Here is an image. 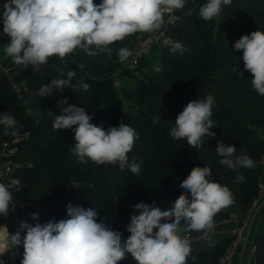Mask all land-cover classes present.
<instances>
[{
    "label": "trees",
    "instance_id": "trees-1",
    "mask_svg": "<svg viewBox=\"0 0 264 264\" xmlns=\"http://www.w3.org/2000/svg\"><path fill=\"white\" fill-rule=\"evenodd\" d=\"M205 2L185 0V9L173 12L168 34L172 42L186 46L183 56L173 55L170 44L152 43L149 53L137 58L134 68L129 69L125 67L127 61L119 62L115 49H132L137 38L147 33L134 34L111 45V56L90 57L77 50L64 61L51 58L39 73L31 65L15 64L16 81L28 88L26 95L11 88L0 68V114L13 115L19 130L16 137L5 136L0 125V161L12 163L11 176L17 183L9 190L14 202L40 205L20 214L27 222L35 225L66 219V206L71 203L98 210V222L105 218L126 240L133 205L144 202L155 203L162 210L170 207L184 193L180 182L194 167L204 166L211 168V179L229 187L235 203L247 211L257 196L262 173L257 162L264 154V97L251 86L252 74L244 70L242 50L233 46L242 35L264 31V0H233L212 21L199 18V7ZM188 9L193 10L190 17L184 15ZM5 39L7 44L10 38L5 35ZM81 63L83 71L76 67ZM70 70L77 73L71 83L87 82V92L79 87L65 88L62 92L53 90L52 96L39 97L41 86L52 79H66ZM239 70L244 79L238 77ZM115 74L122 84L116 85ZM123 77L132 80V85ZM209 94L214 98L211 118L217 125L212 129L215 137L206 140L199 150L190 148L185 140H173L170 129L183 107ZM63 98H67V104L83 108L93 117L92 123H103L105 129L118 127L121 122L132 126L139 139L128 155L129 159L137 158L140 174L121 171L118 165L79 162L71 151L74 132L52 128L55 116L60 114L58 102ZM218 142L234 145L237 155L246 149L256 166L227 169L215 152ZM238 174L244 175L243 183L235 182ZM33 213H39L38 220L32 218ZM11 218V212L8 218L0 216V224H10ZM227 218L229 213L222 210L214 220L217 223ZM24 234L21 232V236ZM186 235L195 238L201 234ZM228 243L229 237H225L213 247L192 250L188 264H215ZM13 251L17 253L15 258L0 260V264H20L22 245ZM118 264L137 262L129 254Z\"/></svg>",
    "mask_w": 264,
    "mask_h": 264
},
{
    "label": "clouds",
    "instance_id": "clouds-1",
    "mask_svg": "<svg viewBox=\"0 0 264 264\" xmlns=\"http://www.w3.org/2000/svg\"><path fill=\"white\" fill-rule=\"evenodd\" d=\"M232 2L206 0L199 7V18L212 21ZM2 8L3 34L10 38L3 49L4 57L11 58L16 65H31L39 73L53 57L64 61L77 50L90 57L111 56L114 49L110 46L116 42L134 34L161 32L168 23L165 13L184 10L185 0H100L99 3L94 0H6ZM192 14V9L184 12L185 16ZM168 43L173 55L183 56L187 51L180 41ZM233 47L242 50L244 70L252 74L251 86L264 97V31L242 35ZM115 51L121 63L133 55L128 46ZM76 67L83 71L85 66L81 63ZM236 71L233 68V72ZM76 74L70 70L66 79H52L41 86L37 94L47 97L53 95V90L62 92L76 87L87 92L90 89L87 82L71 83ZM238 77L244 79L240 70ZM66 104L67 98L58 102L60 114L55 116L52 128L74 132L71 151L79 162L90 160L98 166L118 165L121 171L127 169L140 174L137 158L129 159L128 155L139 139L132 126L121 122L118 127L105 129L103 123H92L93 117L83 108L74 104L65 107ZM213 105L211 94L188 102L170 129L172 139L185 140L196 150L206 140L213 139L212 129L217 127L211 118ZM0 125L5 136H18L13 115L0 114ZM215 152L221 157L220 164L229 170L256 166L246 149L237 155L234 145L218 142ZM211 176L210 167H194L179 184L184 193L164 210L155 203L133 205L134 212L126 226L130 235L126 240L105 218L98 222V210L71 203L66 206V219L35 225L21 221L15 233H10L6 224H0V256L11 253L14 259L17 253L13 250L22 245L20 264H118L129 254L137 264H188L192 240L186 234L200 233L199 238L213 247L214 217L235 204L229 187L212 180ZM244 179L243 174H238L235 182L243 183ZM186 193H190V197ZM15 207L11 191L0 182V216L8 218ZM32 218L38 220L39 213H33ZM21 232L25 234L21 236Z\"/></svg>",
    "mask_w": 264,
    "mask_h": 264
},
{
    "label": "built area",
    "instance_id": "built-area-1",
    "mask_svg": "<svg viewBox=\"0 0 264 264\" xmlns=\"http://www.w3.org/2000/svg\"><path fill=\"white\" fill-rule=\"evenodd\" d=\"M4 1L6 2V0ZM164 18L166 21H168V23L166 24L165 28L161 30V32H158L156 34L147 33L146 35L137 38L135 46L130 49V51L133 52V55L127 60L125 67L133 69L137 58L149 53L152 43L170 44L168 42L173 41L170 35L168 34V28L174 20L173 12L165 13ZM0 68L7 75L10 86L14 91L19 93L20 95H25L29 92L28 88L23 84H19L14 78V76L10 74L7 69L2 68L1 66ZM9 151L12 152V149H10ZM257 164L262 168V173L258 183L257 196L253 198L251 205L246 211V215L249 218L250 226L248 227L247 231H245V229H243L242 227H233L227 231L229 243L224 251V254L218 258L215 264H223L236 244H241L247 247L251 243V223L254 218H257V216H259L261 208L264 204V154L261 155ZM12 171V163L9 160L0 161V177L4 176L9 178V188L14 187L17 183L16 179L11 176ZM21 221L27 222L23 216L12 213V218L9 225L13 228V233L17 231L19 223Z\"/></svg>",
    "mask_w": 264,
    "mask_h": 264
},
{
    "label": "crops",
    "instance_id": "crops-1",
    "mask_svg": "<svg viewBox=\"0 0 264 264\" xmlns=\"http://www.w3.org/2000/svg\"><path fill=\"white\" fill-rule=\"evenodd\" d=\"M4 3H5L4 0H0V13H2L3 11L2 6ZM5 44H6V39H5V35L3 34V23H2V19H0V66L2 68L7 69L8 72L12 74L14 78L16 79L15 64L12 62L11 58L4 57L3 49L5 47ZM262 132L264 134V131ZM0 182L4 183L9 188V178L8 177H4V176L0 177ZM38 206H39L38 204H16L15 211L11 213L20 215L23 212L32 210ZM224 211L229 213V218L216 223V229L214 233H212L211 235L214 245L218 243L221 239L227 237V231L229 229L233 227H242L243 229H245V231H247L248 227L250 226L249 218L246 215V212H243L236 203ZM6 225L8 226L10 233H13V228L9 224H6ZM254 228L255 226L253 227V231L250 236L251 237L250 245L245 247L241 244H236L233 247L232 252L228 256V258L224 261L223 264H253L252 248H253ZM199 237H195V238L188 237L189 239L192 240V245H191L192 250H195V249L201 250V249H205L209 247L208 244L205 243ZM4 256L5 255L0 256V260L3 261L5 259H8V260L12 259V256L9 258H6Z\"/></svg>",
    "mask_w": 264,
    "mask_h": 264
},
{
    "label": "water",
    "instance_id": "water-1",
    "mask_svg": "<svg viewBox=\"0 0 264 264\" xmlns=\"http://www.w3.org/2000/svg\"><path fill=\"white\" fill-rule=\"evenodd\" d=\"M256 218L253 221L251 231L253 230ZM253 264H264V204L260 211V222L258 233L256 234L253 248Z\"/></svg>",
    "mask_w": 264,
    "mask_h": 264
},
{
    "label": "rangeland",
    "instance_id": "rangeland-1",
    "mask_svg": "<svg viewBox=\"0 0 264 264\" xmlns=\"http://www.w3.org/2000/svg\"><path fill=\"white\" fill-rule=\"evenodd\" d=\"M155 64H156V62L154 63V65H153L152 67H155ZM115 79H117V80H116V85H120V84H122V83H121L122 81L120 82V80L118 79V75H117V74H115ZM122 79L124 80V82L126 81L129 85H132V80H129V79L125 78V77H123ZM48 204H49V203H48ZM39 206H40V205H39ZM39 206H38V207H39ZM254 219H255V218H254ZM253 221H254V220H253ZM253 221H252V223H251V228H252ZM256 221H257V222H255L256 225L254 224L255 228H254L253 240L255 239L256 234L258 233L259 222H260V214H259V216H257ZM252 231H253V230H252ZM252 231H251V233H252ZM253 244H254V243H253ZM11 256H12V254H11V253H8V254H5L4 257L9 258V257H11ZM5 260L7 261L8 259H5ZM5 260H3V261H5ZM1 261H2V260H1Z\"/></svg>",
    "mask_w": 264,
    "mask_h": 264
}]
</instances>
